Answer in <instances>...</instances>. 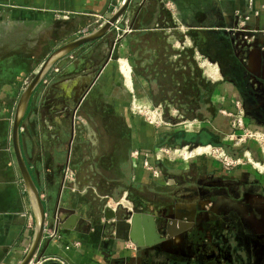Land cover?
<instances>
[{
	"label": "crops",
	"instance_id": "1",
	"mask_svg": "<svg viewBox=\"0 0 264 264\" xmlns=\"http://www.w3.org/2000/svg\"><path fill=\"white\" fill-rule=\"evenodd\" d=\"M120 1L0 0V264L22 260L34 227L12 142L19 97L50 52L100 26ZM245 14L264 28V0H130L116 24L129 23L131 31L123 34L116 55L107 46L108 31L54 63L30 95L19 125L21 153L45 217L30 264H186L184 253L194 242L188 235L137 245L125 215L158 219L160 207L182 211L208 198L218 200L237 224L220 216L225 228L214 232L211 245L194 242L190 264H264V186L244 168L226 169L201 152V144L218 143L232 131L225 127L222 100L224 88L236 89L228 76L239 56L238 19ZM93 74L77 105L75 97ZM131 92L141 103L209 109L210 116L177 122H198L196 129H184L182 141L180 130H151L133 116ZM162 144H182L183 159L167 162L157 148ZM187 145L198 146L187 153ZM236 148L258 156L250 141ZM135 149L149 152L158 176L143 167L141 154L132 155Z\"/></svg>",
	"mask_w": 264,
	"mask_h": 264
},
{
	"label": "flooded vegetation",
	"instance_id": "2",
	"mask_svg": "<svg viewBox=\"0 0 264 264\" xmlns=\"http://www.w3.org/2000/svg\"><path fill=\"white\" fill-rule=\"evenodd\" d=\"M255 25L256 24L254 23L251 25L253 29H255L254 28ZM239 30L241 31L238 33L240 35V36L238 35L239 41L237 42V45L235 47L236 55L239 56L238 59L234 61V63L240 69H243L246 72V75L249 78V80H251L254 74L258 76L257 81L259 83L257 85H254V88L259 89V91H261V93L264 95V48L262 49L263 59L260 63H258L259 66L256 68V66L253 65L254 52L257 50L256 46L258 45V43L261 42L263 38L261 37L260 34L255 36L253 43L254 49L253 50L250 49L251 51L247 56L245 55V52L247 50V46H249L248 43L249 41L247 40V36L244 32L245 29H239ZM231 69L234 70V67L231 66ZM233 70L231 71V74L228 76V78L233 81V86L237 89V91H240V86L237 85L234 78H232L233 75L236 76ZM241 75H243L242 72ZM251 86L252 84L250 83L249 84L243 83L242 85L243 90L245 89L247 91L250 90ZM240 98H238L239 99L238 103H240L241 105L244 127L250 130L252 134H258L262 136L264 139V120L253 119L254 122H251L247 115L248 114L247 108L244 107L242 99ZM250 142H252L255 145V150L258 153L257 157H260L262 153L257 143L255 141L253 142L252 140H250ZM234 168H244L247 173L255 177L258 181L261 182V185L264 186L263 177L255 173L250 167L246 165H242V166H234L226 169H234ZM221 205L218 200L214 198H208L201 201V203H199L196 207H192L190 209H185L182 211H176V208H170L169 206L160 207L157 210L158 219L154 215L148 214L153 218L155 232L159 239L158 241L150 245L159 244L167 240L168 238L169 239L175 238L180 234L188 235L194 242H196V245L197 244L199 246L211 245L214 238V232L222 230L223 228H225L227 224L226 221L225 222L219 221L218 218L220 216H224L225 218L230 219L226 216H230V217L232 216V214H230L229 211L224 210ZM131 213L134 212L131 211L125 215V220L131 219L132 217ZM230 222L231 223L234 222V224H237V221L232 220V217ZM194 242H192L189 245V247L186 249V252L184 253L185 256L183 255L184 258H186L185 260L186 264H190V261L195 257L196 250L194 248L195 245H193ZM207 254H210V252L204 255L205 259L207 258Z\"/></svg>",
	"mask_w": 264,
	"mask_h": 264
},
{
	"label": "rangeland",
	"instance_id": "3",
	"mask_svg": "<svg viewBox=\"0 0 264 264\" xmlns=\"http://www.w3.org/2000/svg\"><path fill=\"white\" fill-rule=\"evenodd\" d=\"M238 23H239L238 27L240 29H243L242 27H244V23H240L239 21H238ZM248 24L250 26L245 28V30H244V32L247 36V40L249 41L248 42L249 46H247V50L245 52V55H247V56L249 55V52L254 49V45H253L254 39H255V36L258 35V33H257L258 31L256 29H253L251 26L253 23H248ZM128 25H129V23H128ZM125 26H126L125 23H118V24H115V26L113 25V27H111V30H109L108 35H110L111 41H108L107 46L108 47L114 46L113 47L114 55H116L117 47L120 46L119 41L123 37V34H124L123 29H125ZM125 33H128V32H125ZM111 43H112V45H111ZM256 48H257V50L254 52V64L253 65L256 66V68H257L259 66L258 63H260L263 59V56H262L263 50L262 49L264 48V34H263V39L261 40V44L258 43ZM116 61H117V57H116ZM233 67H234V74L236 76L233 75L234 77L232 76V78H234L237 85L240 86V91H237V89L234 90V89H232V87L229 88L228 90H227V88H224L226 93L224 94L222 103L226 106V113L224 114L226 121L224 118H222V119H223V121H225V127L227 125L229 127H231V125H230V120L232 117L231 115L232 114L235 115L238 110H241L240 103H238L239 107L238 108L236 107V103L239 102L238 98H240V97H241L240 99H242L244 107L247 108V112H248L247 115H248L251 122H254L253 119L264 120V95L261 93V91H259V89L254 88V85H257L259 83L257 81L258 76L256 74H254V76L251 78V80H249V78L246 75V72L243 69H240L237 65H235V63L233 64ZM241 72L243 75H241ZM243 83L252 84L249 91H247L245 89L243 90V87H242ZM130 95L131 96H130V101H129V111L131 112V114L133 116L139 118L142 122L147 124V126L150 125L151 130L154 129L156 131L160 130V131L164 132V131H173V130L176 131L178 129L180 131L176 132L177 136H181L182 141H185L183 139L185 137V134H186L184 132V129H186L188 131H192V130L196 129V126L198 123L197 121H194V123H191L190 125H189L190 122L177 124V122L184 121V120H190L191 118H193V116L195 114L192 112L191 109H189L185 112V109L182 110L181 108L155 107V106H151V105L146 104V103L139 102V100H137V97H136V95H134L133 92H131ZM238 96H240V97H238ZM134 101H138L140 104H136V106H135V105H133ZM141 105H144L145 107H142ZM146 105H148V107H146ZM138 106H140L139 109L137 108ZM150 111H156L157 113H160L161 114V120L158 119V117H155L154 115H152V113ZM229 112L231 113V115H228ZM154 114H155V112H154ZM187 125H189V128L186 127ZM198 129H199V126H198ZM225 135H224V137L222 136V138L218 139V143H215V144L205 143V144H201V146H205V145H211L213 147L218 146V147H222L225 150V152L227 154L231 155L232 157L240 155L245 150V148L241 149V151H238L240 149H237L236 147L241 146L244 142L247 141L248 138H245L244 140H238L237 139L238 137H236V138H234V140H228L227 138H225ZM252 141L254 142V140H252ZM223 142L225 144H223ZM195 146H198V145H187L185 147L186 152L187 153L190 152V150H192ZM153 148H156V147L153 146ZM157 148L158 149L160 148L161 151H159V152L162 153L163 156L170 158V160H168L167 162H173V161L176 162V160L181 159L183 157V155H182V149H183L182 144H179L177 146L174 145L173 147H168V146L162 144L161 146H158ZM152 152H154V149L152 150ZM102 200H107V198L102 199Z\"/></svg>",
	"mask_w": 264,
	"mask_h": 264
},
{
	"label": "water",
	"instance_id": "4",
	"mask_svg": "<svg viewBox=\"0 0 264 264\" xmlns=\"http://www.w3.org/2000/svg\"><path fill=\"white\" fill-rule=\"evenodd\" d=\"M130 0H121L117 8L113 11V13L109 16V18L102 23L97 28L92 31L78 36L62 45L54 49L50 54L44 59L34 76L24 87L19 100L16 105L13 124H12V142L13 148L17 159V164L20 170L21 177L24 181L30 206L33 212L34 217V227L33 234L28 246V249L22 258V260L18 264H30L31 260L36 256L37 249L39 244L41 243L44 231V207L40 198L39 190L34 183L28 168L25 164L24 158L21 153L20 145H19V125L20 121L24 115L28 100L38 83L42 80V78L46 75L49 69L54 65V63L69 53L71 50L76 47L86 43L93 41L104 35L108 32L113 25H115L122 17L124 11L126 10ZM112 48L110 49L109 56L111 55ZM108 56V57H109ZM94 78L93 76L90 78L89 82L85 84L84 88L77 94L75 97V102L78 105L82 97L84 96L91 80ZM68 211L70 213H74L72 210ZM132 217L130 219V223L133 228V233H130V238L137 245H150L156 241H158V236L155 232L154 221L151 216L148 214H139V213H131ZM73 219H76V214H74ZM140 219V220H139ZM140 221L144 225V233L140 230ZM70 222V221H69ZM144 238V240H143ZM144 242V243H143Z\"/></svg>",
	"mask_w": 264,
	"mask_h": 264
},
{
	"label": "built area",
	"instance_id": "5",
	"mask_svg": "<svg viewBox=\"0 0 264 264\" xmlns=\"http://www.w3.org/2000/svg\"><path fill=\"white\" fill-rule=\"evenodd\" d=\"M249 20H250V15H248V14H245L242 16V18L238 19L239 22L244 23V27H242L243 29L250 26L248 24V23H251V22H249ZM120 21H123V18H121ZM125 22H127V19L125 20ZM125 24H126V26H125V29H123V32L125 33V32L131 31V27L128 26V23H125ZM254 28L258 31V33H260L261 37L263 38L264 28L259 27L258 24H256ZM57 70H58V68L55 67L54 71H57ZM142 107H145V106H142ZM236 107L237 108L239 107L238 102L236 103ZM137 108L139 109L140 106H138ZM150 112L152 113V115H154L155 117H158V119L161 120V114L160 113H157L156 111H150ZM154 112H155V114H154ZM223 112L226 113V110H223ZM228 115H231V113L229 112ZM231 116L232 117L230 120V125H231L232 131L227 133L225 135V138H227L228 140H234V138H236V137H238L237 138L238 140H244L245 138H248L247 141H250L252 139L257 143L259 149L261 150L262 155L260 157H254L251 150L249 148H245V150L240 155L232 157L231 155L227 154L222 147H218V146L213 147L211 145H205L207 147V149L203 150L201 152L206 153V154L214 157L216 160H218L221 163V165L224 168L247 165L255 173H257L258 175H260L264 179V139H263V137L258 135V134H252V132L250 130H248L246 127H244L241 110H238L235 115L232 114ZM247 141L244 142L243 144H246ZM140 154L143 157V159H142L143 167L150 170L154 176H158V170L152 165V163L149 160V156H150L149 152H140L137 149L132 151V155H134V156H138ZM67 174H68V169L65 168L64 176L67 177ZM56 235L57 234L55 231H53L51 229L48 230V236L49 237L54 238ZM77 244H78V242H75V245H77Z\"/></svg>",
	"mask_w": 264,
	"mask_h": 264
},
{
	"label": "trees",
	"instance_id": "6",
	"mask_svg": "<svg viewBox=\"0 0 264 264\" xmlns=\"http://www.w3.org/2000/svg\"><path fill=\"white\" fill-rule=\"evenodd\" d=\"M182 110L184 109V108H181ZM189 109H191L192 110V112L195 114V115H197L198 117H200V116H202V117H209L210 116V111H209V109H207V111L206 112H199L201 109H198V108H187V109H185V112L187 111V110H189ZM215 109H214V107H212V111H214ZM186 114V113H185ZM194 115V116H195Z\"/></svg>",
	"mask_w": 264,
	"mask_h": 264
},
{
	"label": "bare ground",
	"instance_id": "7",
	"mask_svg": "<svg viewBox=\"0 0 264 264\" xmlns=\"http://www.w3.org/2000/svg\"><path fill=\"white\" fill-rule=\"evenodd\" d=\"M125 63V62H124ZM121 64V63H120ZM126 64V63H125ZM125 64H122L121 65V71L123 72V74L126 76V77H128V74H129V68L127 67V65H125ZM212 74L215 76V71L214 70H212ZM202 149L203 150H206L207 149V147L205 146V147H202ZM198 151V150H197ZM201 151V150H200Z\"/></svg>",
	"mask_w": 264,
	"mask_h": 264
}]
</instances>
